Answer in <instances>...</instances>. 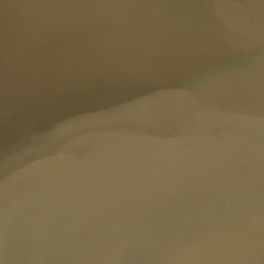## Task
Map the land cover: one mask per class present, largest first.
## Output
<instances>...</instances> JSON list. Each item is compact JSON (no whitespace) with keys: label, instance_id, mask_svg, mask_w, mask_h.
<instances>
[{"label":"water","instance_id":"1","mask_svg":"<svg viewBox=\"0 0 264 264\" xmlns=\"http://www.w3.org/2000/svg\"><path fill=\"white\" fill-rule=\"evenodd\" d=\"M0 264H264V0H0Z\"/></svg>","mask_w":264,"mask_h":264}]
</instances>
